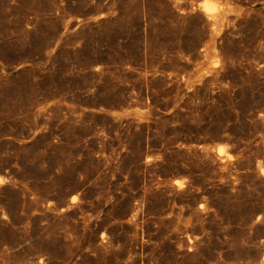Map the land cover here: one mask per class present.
Segmentation results:
<instances>
[{
    "label": "rangeland",
    "instance_id": "374dc122",
    "mask_svg": "<svg viewBox=\"0 0 264 264\" xmlns=\"http://www.w3.org/2000/svg\"><path fill=\"white\" fill-rule=\"evenodd\" d=\"M263 255L264 0H0V264Z\"/></svg>",
    "mask_w": 264,
    "mask_h": 264
},
{
    "label": "bare ground",
    "instance_id": "6f19581e",
    "mask_svg": "<svg viewBox=\"0 0 264 264\" xmlns=\"http://www.w3.org/2000/svg\"><path fill=\"white\" fill-rule=\"evenodd\" d=\"M205 12V11H204ZM221 147H219V149L218 150H222V148L220 149ZM218 152V151H217ZM218 154V153H217ZM260 172V171H259ZM262 260L264 261V255H263V257H262Z\"/></svg>",
    "mask_w": 264,
    "mask_h": 264
}]
</instances>
